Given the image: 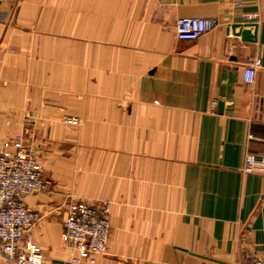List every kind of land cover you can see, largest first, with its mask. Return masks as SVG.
<instances>
[{
    "label": "crops",
    "instance_id": "1",
    "mask_svg": "<svg viewBox=\"0 0 264 264\" xmlns=\"http://www.w3.org/2000/svg\"><path fill=\"white\" fill-rule=\"evenodd\" d=\"M192 17L217 25L180 41ZM20 134L51 182L24 200L43 264H87L61 239L79 201L109 207L95 264L264 258V0H0V144Z\"/></svg>",
    "mask_w": 264,
    "mask_h": 264
},
{
    "label": "built area",
    "instance_id": "2",
    "mask_svg": "<svg viewBox=\"0 0 264 264\" xmlns=\"http://www.w3.org/2000/svg\"><path fill=\"white\" fill-rule=\"evenodd\" d=\"M217 21L205 18H182L177 22L180 41H196L211 32ZM245 70L244 81L254 84L257 67ZM62 122L78 128L81 121L64 116ZM246 173H264V158L248 155ZM51 182L33 147L27 144L26 134L0 144V258L10 264H43L41 249L31 235L39 216L25 205L27 196H37L50 190ZM109 207L73 202L61 234L62 242L75 249L73 263L95 264L104 255L110 238ZM236 264H264V258H246Z\"/></svg>",
    "mask_w": 264,
    "mask_h": 264
},
{
    "label": "water",
    "instance_id": "3",
    "mask_svg": "<svg viewBox=\"0 0 264 264\" xmlns=\"http://www.w3.org/2000/svg\"><path fill=\"white\" fill-rule=\"evenodd\" d=\"M239 35H241L243 37V39L248 40V41H252L255 39V36L252 37L251 33L249 31H246V30H242ZM223 105H224L223 103H220V105H219L220 109L223 108Z\"/></svg>",
    "mask_w": 264,
    "mask_h": 264
}]
</instances>
